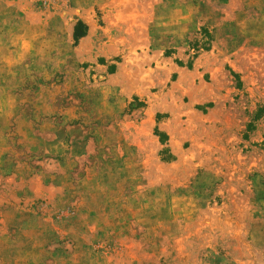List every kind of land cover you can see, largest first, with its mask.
Masks as SVG:
<instances>
[{"label":"rangeland","instance_id":"obj_1","mask_svg":"<svg viewBox=\"0 0 264 264\" xmlns=\"http://www.w3.org/2000/svg\"><path fill=\"white\" fill-rule=\"evenodd\" d=\"M0 264H264V0H0Z\"/></svg>","mask_w":264,"mask_h":264},{"label":"clouds","instance_id":"obj_2","mask_svg":"<svg viewBox=\"0 0 264 264\" xmlns=\"http://www.w3.org/2000/svg\"><path fill=\"white\" fill-rule=\"evenodd\" d=\"M33 39H35V37H33ZM29 43L27 42V41H25L24 43H23V49L24 50H27L28 48H29Z\"/></svg>","mask_w":264,"mask_h":264}]
</instances>
